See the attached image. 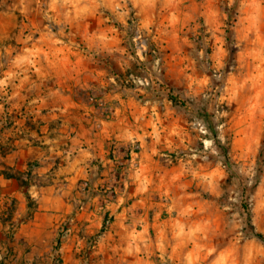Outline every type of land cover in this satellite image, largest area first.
<instances>
[{
    "label": "rangeland",
    "instance_id": "rangeland-1",
    "mask_svg": "<svg viewBox=\"0 0 264 264\" xmlns=\"http://www.w3.org/2000/svg\"><path fill=\"white\" fill-rule=\"evenodd\" d=\"M48 57L107 136L72 189L21 82ZM29 132L50 158L0 160V264H264V0H0V155Z\"/></svg>",
    "mask_w": 264,
    "mask_h": 264
},
{
    "label": "crops",
    "instance_id": "crops-1",
    "mask_svg": "<svg viewBox=\"0 0 264 264\" xmlns=\"http://www.w3.org/2000/svg\"><path fill=\"white\" fill-rule=\"evenodd\" d=\"M48 67H54L56 65V59L53 57H48L46 59ZM33 65L35 67L36 74L31 75H21V82L24 83V81H27L28 78H31V81L39 87L41 90V93L37 95V104L33 106V113L38 114L37 116H45V114H41V109L44 107L47 108V116L48 118L55 117L57 115L63 116L62 123L60 124L62 126L61 129H59L60 132L65 133V137L67 139L62 142L58 141L56 137H44V141L41 143H48V144H55L52 145V147H48V150H53L55 148V153L62 154L63 157L61 159L64 160V163H61L58 167V172L61 175L65 176L66 181L69 183V189H72L73 183H75L76 179H78V175L81 176L83 171H86L85 163L87 160H91L93 158H101L102 153V147L100 144H103L106 139V135L102 134L104 128H101L99 126L96 127L95 124H85L84 121H82V117L74 116L75 120H71L69 118V113L72 112L71 108L78 107V111L80 107H85L84 105H81L80 103H76L75 105H72L73 103H70L67 99V91H65L64 88L60 86H56L55 77L57 78V72L54 68L51 67L47 68V73L40 74V59H37L33 61ZM49 70V71H48ZM54 71V72H53ZM77 71L73 72L71 74V78H74L77 76ZM42 75V76H40ZM46 79L47 86L46 88H41L36 83L40 80ZM67 78H64L62 80V85L68 84ZM61 85V84H60ZM61 91L63 93L61 94ZM21 94L24 95V88L20 90ZM63 95V96H61ZM63 98V102L59 103V97ZM58 103V104H57ZM72 118V117H71ZM35 117H33V120ZM23 125V123H21ZM27 131V130H26ZM32 132V131H31ZM29 132L26 135L17 134L15 137V149L12 151V153L6 152L3 155H0V160L2 161V165L6 166L7 168H14L18 171H24L26 164L24 165V160H27L28 157H37L39 156L43 162H46L45 160H48L50 158V155L42 152H38L37 145L34 144V133L31 134ZM32 137V138H30ZM7 139V137H6ZM61 145V148H60ZM64 145V146H63ZM54 146V147H53ZM33 173V172H31ZM0 179L2 180H8L10 181L12 178H5L0 173ZM17 187L10 190V195H15V198L19 202V205L22 207V200L18 196V193L16 192ZM26 189L25 191H27ZM134 234V232H132ZM128 236H131V232L127 234ZM118 254V252H117ZM112 258H115L114 252L111 254H108L105 258L106 261H109L110 264H113L114 261L111 260ZM118 258L120 260L124 259V256L122 254H119ZM133 259L135 262L140 263L143 260L142 256L133 254Z\"/></svg>",
    "mask_w": 264,
    "mask_h": 264
},
{
    "label": "trees",
    "instance_id": "trees-1",
    "mask_svg": "<svg viewBox=\"0 0 264 264\" xmlns=\"http://www.w3.org/2000/svg\"><path fill=\"white\" fill-rule=\"evenodd\" d=\"M180 103H181L182 106H185L184 102H180ZM0 173H1V175H3L5 178H13V177L16 178L15 176H12L11 174H8V173H7L6 171H4V170H1ZM28 175H29V173H28ZM256 236H257L258 238H260V239H263L262 234L257 233Z\"/></svg>",
    "mask_w": 264,
    "mask_h": 264
}]
</instances>
